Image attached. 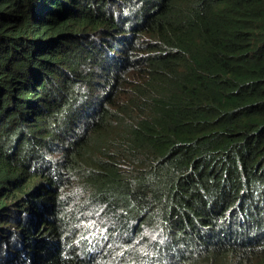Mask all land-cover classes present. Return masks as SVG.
<instances>
[{"label":"trees","instance_id":"16d2710c","mask_svg":"<svg viewBox=\"0 0 264 264\" xmlns=\"http://www.w3.org/2000/svg\"><path fill=\"white\" fill-rule=\"evenodd\" d=\"M0 264H264V0H0Z\"/></svg>","mask_w":264,"mask_h":264}]
</instances>
